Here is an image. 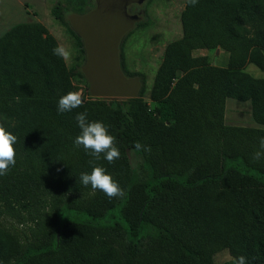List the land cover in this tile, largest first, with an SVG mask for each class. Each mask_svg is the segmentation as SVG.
<instances>
[{
    "label": "trees",
    "instance_id": "16d2710c",
    "mask_svg": "<svg viewBox=\"0 0 264 264\" xmlns=\"http://www.w3.org/2000/svg\"><path fill=\"white\" fill-rule=\"evenodd\" d=\"M81 1L78 13L92 0ZM63 10L55 3L50 12L83 50ZM180 22L182 35L167 43L155 72L151 105L141 79L136 97L87 92L81 108L62 114L59 97L78 88L52 52L55 36L40 21L0 35V122L17 136L15 165L0 176V264H235L239 256L264 264V159L251 158L264 136V76L246 70L264 73V0H186ZM197 47L207 53L194 55ZM217 48L221 64L208 53ZM120 64L126 76L140 75L126 68L121 47ZM227 98L250 101L257 126L226 124ZM85 109L116 137L120 159L95 163L123 197L80 182L94 166L73 145L74 117ZM136 141L151 151L136 153ZM128 149L141 159L138 170ZM225 249L234 261L216 262Z\"/></svg>",
    "mask_w": 264,
    "mask_h": 264
},
{
    "label": "rangeland",
    "instance_id": "374dc122",
    "mask_svg": "<svg viewBox=\"0 0 264 264\" xmlns=\"http://www.w3.org/2000/svg\"><path fill=\"white\" fill-rule=\"evenodd\" d=\"M186 0H146L142 4H132L130 13L142 15V20L147 18V23L128 31L120 42L124 63L130 72H136L137 77L144 82L143 99L150 105V88L155 72L162 60L163 51L167 43L181 37L182 28L180 13ZM103 0H92L91 3L82 5L84 11L78 13L74 7L82 4L81 0H0V35L11 25L21 21L20 17H11L17 12H23L29 21L38 20L55 36L59 45H63L71 53L68 60H64L71 72V80L77 86V91L82 97H87V92L95 93L92 89L100 86V52L98 46L100 6ZM25 6L23 7V4ZM55 3L64 6V16L69 27L81 38L83 50L78 46L74 35L68 30V26L62 25L50 12ZM28 6V7H27ZM27 7V9H26ZM4 8L6 11L4 12ZM25 11L28 13L25 14ZM146 11L147 17L145 16ZM9 16V17H8ZM139 21V22H140ZM207 53V50L197 47L194 55ZM213 63L221 64L222 51L217 48L214 52H208ZM251 75L264 76L254 65L247 66ZM259 76V77H260ZM135 77V76H128ZM142 85V84H141ZM92 88V89H91ZM122 98V97H120ZM225 123L228 125L257 126L251 117L250 101H239L227 98L225 101ZM130 166L138 170L140 157L132 150H127ZM7 222V221H4ZM121 246V241L115 242ZM147 247L145 245L142 249ZM218 263L234 261L230 252L225 249L214 255Z\"/></svg>",
    "mask_w": 264,
    "mask_h": 264
},
{
    "label": "clouds",
    "instance_id": "9594fccd",
    "mask_svg": "<svg viewBox=\"0 0 264 264\" xmlns=\"http://www.w3.org/2000/svg\"><path fill=\"white\" fill-rule=\"evenodd\" d=\"M191 6H195L198 0H187ZM54 55L63 60H68L71 53L63 45H57L52 49ZM195 87V85H194ZM84 104L82 94L79 91H69L59 97L57 102V112L62 114L72 112L74 109L81 108ZM79 133L73 140L76 148L82 147L91 157L89 163L93 164L90 172H82L80 174V182L85 187H91L92 191L99 190L109 199L120 198L125 195L124 190L119 182L114 180L107 169L96 161L101 159L113 164L120 159L121 153L116 146V137L112 135L108 126L100 120H89L87 109L76 112L74 117ZM17 142V136L8 131L5 124L0 122V176L7 175L11 166L15 165L16 150L14 145ZM259 148L252 154V160L259 162L264 159V136L259 138ZM134 151L136 153L151 151L150 146L142 144L140 141L134 143ZM235 264H247L244 256H239Z\"/></svg>",
    "mask_w": 264,
    "mask_h": 264
},
{
    "label": "water",
    "instance_id": "95a60500",
    "mask_svg": "<svg viewBox=\"0 0 264 264\" xmlns=\"http://www.w3.org/2000/svg\"><path fill=\"white\" fill-rule=\"evenodd\" d=\"M146 0H103L100 6L98 46L100 52V86L92 89L98 97H136L141 88L139 77H128L120 64V42L123 36L142 19L130 13L132 4ZM59 232H57V238Z\"/></svg>",
    "mask_w": 264,
    "mask_h": 264
},
{
    "label": "crops",
    "instance_id": "0c3cea01",
    "mask_svg": "<svg viewBox=\"0 0 264 264\" xmlns=\"http://www.w3.org/2000/svg\"><path fill=\"white\" fill-rule=\"evenodd\" d=\"M25 6V3L23 4V7ZM28 7V6H27ZM27 7H26V9H27ZM6 11V9L4 8V12ZM25 14L27 15L28 13L25 11ZM15 16H17V17H20L21 18V21H19V22H23V21H29V20H27V19H24V18H26L25 17V15H24V13L23 12H17V14L16 15H14V16H11V17H15ZM9 17V16H8ZM34 21H38V20H34ZM18 23V22H17ZM16 24V23H15ZM8 29V28H7ZM246 70H247V68H246ZM248 71V70H247ZM250 72V71H249ZM260 76V75H259ZM258 76V77H259ZM255 123V122H254Z\"/></svg>",
    "mask_w": 264,
    "mask_h": 264
}]
</instances>
